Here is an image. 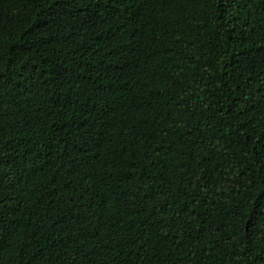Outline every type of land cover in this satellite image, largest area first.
I'll return each mask as SVG.
<instances>
[{
    "label": "trees",
    "instance_id": "trees-1",
    "mask_svg": "<svg viewBox=\"0 0 264 264\" xmlns=\"http://www.w3.org/2000/svg\"><path fill=\"white\" fill-rule=\"evenodd\" d=\"M0 264H264V0H0Z\"/></svg>",
    "mask_w": 264,
    "mask_h": 264
}]
</instances>
